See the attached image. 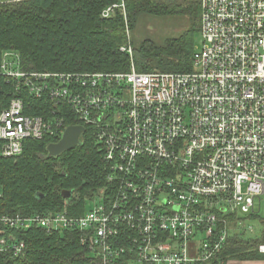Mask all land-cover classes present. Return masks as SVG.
Segmentation results:
<instances>
[{
    "label": "built area",
    "instance_id": "obj_1",
    "mask_svg": "<svg viewBox=\"0 0 264 264\" xmlns=\"http://www.w3.org/2000/svg\"><path fill=\"white\" fill-rule=\"evenodd\" d=\"M199 2L191 72L139 73L133 64L113 74L25 72L18 53H3L0 74L56 109L50 121L26 116L13 98L0 116V155L20 156L27 140L61 139L66 112L96 129L108 174L81 215L69 200L57 212L0 216L1 254L28 248L5 229L38 228L79 233L100 264H206L232 235L228 218L233 234L264 218V0ZM117 9L126 15L124 0L103 18ZM127 36L121 51L132 58Z\"/></svg>",
    "mask_w": 264,
    "mask_h": 264
},
{
    "label": "trees",
    "instance_id": "obj_2",
    "mask_svg": "<svg viewBox=\"0 0 264 264\" xmlns=\"http://www.w3.org/2000/svg\"><path fill=\"white\" fill-rule=\"evenodd\" d=\"M120 3L121 0H0V70L3 53L12 51L19 53L25 72L113 74L130 72L132 64L139 73L193 71L192 57L200 35L199 0H124L126 15L117 9L111 18H103L107 7ZM176 13L191 21L190 30L183 36L163 46L145 40L134 47L131 42L132 58L121 51L129 45L127 29L133 31L142 16ZM16 84L0 74V116L12 99L20 96L26 116L50 121L54 105L45 103L47 96L38 99L25 89L19 93ZM64 117L67 127L80 126L66 112ZM84 128L80 145L57 157L49 156L48 147L61 139L50 135L25 141L18 157L0 155V216L57 212L69 207V200L72 215L85 212L87 201L106 189L108 169L96 129L91 125ZM65 192L72 196L65 198ZM3 234L17 235L28 248L20 257L0 253V264L101 263L81 244L77 232L48 235L33 228L19 232L5 229ZM260 242L234 233L218 258L206 264L260 260L264 257L258 252Z\"/></svg>",
    "mask_w": 264,
    "mask_h": 264
},
{
    "label": "rangeland",
    "instance_id": "obj_3",
    "mask_svg": "<svg viewBox=\"0 0 264 264\" xmlns=\"http://www.w3.org/2000/svg\"><path fill=\"white\" fill-rule=\"evenodd\" d=\"M190 27H191L190 19L187 16H184L179 13L165 15V16L145 15L140 18L136 28L133 31L129 30L130 43L132 42V46L137 47L143 41L151 40L157 45L163 46L167 41L177 39L183 36L187 31L190 30ZM200 44H201V38L200 35H197V47H199ZM192 62H193V57H192ZM92 200L87 201L86 204L87 209H90L92 207ZM260 216L261 218L251 217L250 219L244 220L242 224L237 225L235 232L239 236L244 237L245 239L253 240L256 242L261 241L258 246V252L260 255L264 256V254L260 253L259 251L260 250L259 247L264 244L263 212L260 214ZM230 223H233V221L230 222L229 219V224ZM232 235H233V225H232ZM247 262L264 263V257L260 260H251V261L230 260L226 262V264L247 263ZM218 264H222V262L220 261Z\"/></svg>",
    "mask_w": 264,
    "mask_h": 264
},
{
    "label": "water",
    "instance_id": "obj_4",
    "mask_svg": "<svg viewBox=\"0 0 264 264\" xmlns=\"http://www.w3.org/2000/svg\"><path fill=\"white\" fill-rule=\"evenodd\" d=\"M84 132V127H69L58 143L52 144L48 147L49 156L57 157L63 152L70 151L80 145V137ZM64 196L69 199L72 196V193L65 192Z\"/></svg>",
    "mask_w": 264,
    "mask_h": 264
},
{
    "label": "crops",
    "instance_id": "obj_5",
    "mask_svg": "<svg viewBox=\"0 0 264 264\" xmlns=\"http://www.w3.org/2000/svg\"><path fill=\"white\" fill-rule=\"evenodd\" d=\"M236 264H264L263 262H252V263H236Z\"/></svg>",
    "mask_w": 264,
    "mask_h": 264
},
{
    "label": "flooded vegetation",
    "instance_id": "obj_6",
    "mask_svg": "<svg viewBox=\"0 0 264 264\" xmlns=\"http://www.w3.org/2000/svg\"><path fill=\"white\" fill-rule=\"evenodd\" d=\"M81 138V137H80Z\"/></svg>",
    "mask_w": 264,
    "mask_h": 264
}]
</instances>
